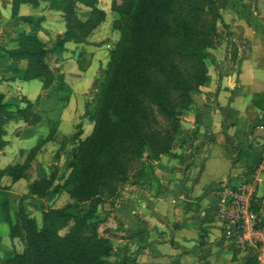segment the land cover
<instances>
[{
	"label": "trees",
	"instance_id": "16d2710c",
	"mask_svg": "<svg viewBox=\"0 0 264 264\" xmlns=\"http://www.w3.org/2000/svg\"><path fill=\"white\" fill-rule=\"evenodd\" d=\"M40 1L12 0V17L18 23L41 22L43 17L20 15L22 4L38 7ZM55 6L62 11L67 29L55 44L60 49L69 41L85 43L107 17L99 0H55ZM111 10L117 15L113 27L120 39L110 51L103 87L89 114L93 130L85 138L83 131L73 135L76 146L65 182L73 186V201L45 210L39 225L23 204L12 213L10 197L5 195L1 213L10 236L22 240L24 248L12 251L1 264H124L113 260L117 256L113 241L100 231L97 209L105 191L119 197L123 183L154 173L153 163L159 160L155 156L171 150L184 111L210 82L209 49L222 38L218 0H112ZM17 42L13 49L0 47V60L26 61V67L17 68L12 78L40 79L44 90L58 89L48 60L52 48L38 34L26 31L18 33ZM236 57L234 52L233 62ZM159 118L168 125H162ZM15 119L34 126L43 117L27 97L9 99L0 93V151L7 144L6 126ZM144 159L147 166L141 165ZM34 160L35 155H29L23 162L7 165L0 170V178L30 179ZM136 163L140 165L131 176ZM53 182L54 176L40 164L31 193L47 198L58 191L57 187L51 190ZM257 207L261 209L260 204Z\"/></svg>",
	"mask_w": 264,
	"mask_h": 264
},
{
	"label": "crops",
	"instance_id": "0c3cea01",
	"mask_svg": "<svg viewBox=\"0 0 264 264\" xmlns=\"http://www.w3.org/2000/svg\"><path fill=\"white\" fill-rule=\"evenodd\" d=\"M101 1V8H110L112 0H105L106 6ZM226 12L230 23L219 27L224 47L215 48L217 56L224 52L223 59L209 67L210 82L183 116L182 130L191 134L190 143L153 163L154 173L134 181L112 208L103 207L117 259L124 264H255L223 237L215 202L224 183L256 178V201L264 210V0H230ZM20 15L43 19L18 23L12 0H0V47L16 48L21 31L38 34L47 45L43 33L66 34L55 0H41L38 7L22 4ZM25 67L26 61L0 60V93L33 101L44 91L40 79L12 78ZM43 122L30 126L15 119L7 124L0 168L23 160L40 135L47 134ZM53 149L50 139L37 159L42 162Z\"/></svg>",
	"mask_w": 264,
	"mask_h": 264
},
{
	"label": "rangeland",
	"instance_id": "374dc122",
	"mask_svg": "<svg viewBox=\"0 0 264 264\" xmlns=\"http://www.w3.org/2000/svg\"><path fill=\"white\" fill-rule=\"evenodd\" d=\"M218 2L221 6L222 14V19L218 22V28H223L225 27L224 25L230 23L229 17L226 16L224 19V13L226 14V11L230 10V0H218ZM101 5L106 6L108 2L102 0ZM106 12V20L93 31L85 43L76 44L73 41H69L65 44L66 47L64 49H60L55 47L57 40L60 38L43 33L48 40V47L52 48L48 60L59 81L58 89L44 90L37 98L33 99L35 110L42 114V120L45 121L43 125L48 129V132L42 136L40 135L38 142L34 143V147L29 148L25 157H20L23 159L21 162H23L29 155H35L32 168L29 170L30 179L23 178L14 181L10 176V178H0V205L5 195H8L11 200L12 213H15L19 209L20 204H23L26 212L35 218L39 225H42L43 212L45 210L64 207L73 201L71 197L73 186L65 184L69 173L67 163L71 159L76 146L73 135L83 131L81 137L85 138L93 130L94 123L90 120L89 114L94 110L96 101L101 93L103 79L110 59V51L120 39V32L113 27V22L117 15L112 12L111 6L106 9ZM80 15L84 16L86 12L82 9ZM221 42L222 39H218L216 45L209 49L208 71L210 66L212 68L217 61L223 59L224 52L221 51L217 56L215 49L218 45H223L224 47V43ZM233 54L234 52L232 56ZM22 105L24 106L25 103H22ZM187 110L184 111V115ZM159 119L162 120V118ZM80 124L81 127L79 126ZM162 125L168 124L162 120ZM183 126L184 124L181 121L179 129L174 134L171 150L155 157H159L160 160L161 157L171 154L178 147L184 150L186 144L190 143L191 134L184 132L182 130ZM50 139L54 146L52 154L49 157H42V162H40L35 153ZM142 161L141 165H148L145 159ZM40 164L45 168L49 176H54L51 190L55 187L58 188L57 192L53 191L47 198H39L31 193V183L38 175ZM139 165L140 163L133 165L134 167L130 172L131 176ZM259 176H261V173ZM132 184L131 182L123 183L118 193L130 189ZM263 187L261 184V190ZM116 199V195L109 196L107 191H105L104 202L97 209V214L102 221L100 231L106 232L108 236H110L111 231L105 225L107 219L105 218L103 207L112 208ZM23 248L24 243L22 240L10 236V226L1 213L0 206V264L10 256L12 251H21ZM114 259H117V256L113 257Z\"/></svg>",
	"mask_w": 264,
	"mask_h": 264
},
{
	"label": "built area",
	"instance_id": "2783aa9c",
	"mask_svg": "<svg viewBox=\"0 0 264 264\" xmlns=\"http://www.w3.org/2000/svg\"><path fill=\"white\" fill-rule=\"evenodd\" d=\"M260 169L264 171V157ZM256 193V178L224 183L219 188L215 210L230 247L249 255L255 264H264V210L257 207Z\"/></svg>",
	"mask_w": 264,
	"mask_h": 264
}]
</instances>
